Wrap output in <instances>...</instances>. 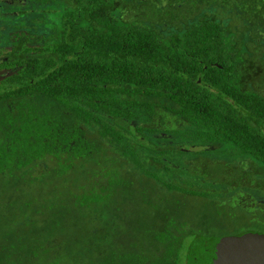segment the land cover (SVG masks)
<instances>
[{
	"label": "trees",
	"instance_id": "1",
	"mask_svg": "<svg viewBox=\"0 0 264 264\" xmlns=\"http://www.w3.org/2000/svg\"><path fill=\"white\" fill-rule=\"evenodd\" d=\"M264 234V0H0V264H201Z\"/></svg>",
	"mask_w": 264,
	"mask_h": 264
},
{
	"label": "water",
	"instance_id": "2",
	"mask_svg": "<svg viewBox=\"0 0 264 264\" xmlns=\"http://www.w3.org/2000/svg\"><path fill=\"white\" fill-rule=\"evenodd\" d=\"M201 264H264V234L250 231L241 235L202 239Z\"/></svg>",
	"mask_w": 264,
	"mask_h": 264
}]
</instances>
